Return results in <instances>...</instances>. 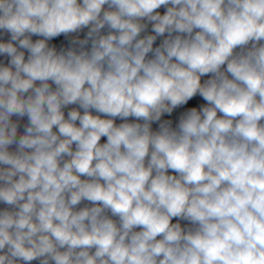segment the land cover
Masks as SVG:
<instances>
[{"label":"clouds","instance_id":"obj_1","mask_svg":"<svg viewBox=\"0 0 264 264\" xmlns=\"http://www.w3.org/2000/svg\"><path fill=\"white\" fill-rule=\"evenodd\" d=\"M0 264H264V0H0Z\"/></svg>","mask_w":264,"mask_h":264}]
</instances>
